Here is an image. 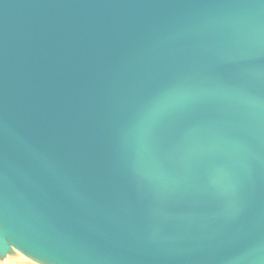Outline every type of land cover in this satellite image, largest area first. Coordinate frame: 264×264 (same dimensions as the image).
<instances>
[{"label": "water", "instance_id": "1", "mask_svg": "<svg viewBox=\"0 0 264 264\" xmlns=\"http://www.w3.org/2000/svg\"><path fill=\"white\" fill-rule=\"evenodd\" d=\"M264 264V0H0V262Z\"/></svg>", "mask_w": 264, "mask_h": 264}, {"label": "rangeland", "instance_id": "2", "mask_svg": "<svg viewBox=\"0 0 264 264\" xmlns=\"http://www.w3.org/2000/svg\"><path fill=\"white\" fill-rule=\"evenodd\" d=\"M0 264H34L25 257L19 255L17 257H6Z\"/></svg>", "mask_w": 264, "mask_h": 264}]
</instances>
